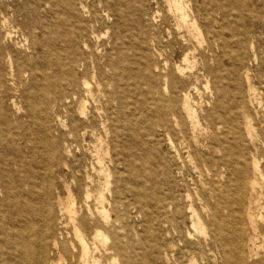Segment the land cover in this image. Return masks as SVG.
Listing matches in <instances>:
<instances>
[{"label": "bare ground", "instance_id": "obj_1", "mask_svg": "<svg viewBox=\"0 0 264 264\" xmlns=\"http://www.w3.org/2000/svg\"><path fill=\"white\" fill-rule=\"evenodd\" d=\"M153 1L0 0V264H264L243 0ZM165 134L203 186L148 162Z\"/></svg>", "mask_w": 264, "mask_h": 264}, {"label": "rangeland", "instance_id": "obj_2", "mask_svg": "<svg viewBox=\"0 0 264 264\" xmlns=\"http://www.w3.org/2000/svg\"><path fill=\"white\" fill-rule=\"evenodd\" d=\"M149 1V14L152 15L153 12L156 9V3L153 0ZM162 7L165 9L166 5L164 1H161ZM260 2L258 0H243V5L241 8V16L237 17H231L230 16V22L232 24V27L235 28L239 33L244 32L245 28L248 29V40L252 41L254 43V46L257 48V51L259 52V55H262L264 57V26L259 21L255 20L254 16L252 15L251 11H253V8L256 6H259ZM234 12L237 14L238 8L235 7ZM220 15H218L219 17ZM159 17V16H158ZM158 22H161V18H158ZM218 25V23L216 24ZM229 30H227L228 32ZM244 34H242L243 36ZM252 39V40H251ZM193 46L198 47V42L193 41ZM191 47V45H189ZM175 59L180 62L182 58V51L179 49V47L176 48L175 52ZM228 62L227 59H225V63ZM263 66H261L258 62H251L250 66L254 69V71L258 72L259 75H262V81H259L257 79H253L255 84L260 87V91L263 92L264 95V59L262 60ZM202 78L198 82V87L201 91L205 92V83ZM189 81H185L183 85H188ZM226 99L231 102L233 100L232 98V90L227 89ZM259 111L263 112L262 109L259 108ZM170 136L174 138V135L169 133ZM167 134L162 136L161 143H158L155 141L154 145V153L153 156L148 158L149 163L156 164V167L158 168L159 173L162 170V167L165 165L168 169L171 170V173L173 177H176L178 179L184 177L186 181L190 184L193 183V181H198L203 186V178L201 177L199 173V168L195 167L188 159L187 152L185 149H182L181 155H176L174 152H171L168 148L167 144ZM201 151L197 152L198 158L202 161L204 157L208 155V149L201 146ZM164 156V161L160 158ZM146 182L147 184H150L152 182L150 178V173L146 174ZM180 182L183 183V180L180 179ZM205 187V186H204ZM141 219V217L137 215H133L130 217V221L138 222Z\"/></svg>", "mask_w": 264, "mask_h": 264}]
</instances>
